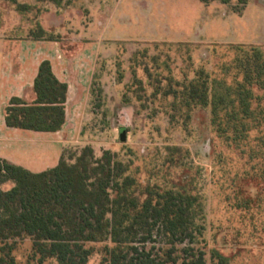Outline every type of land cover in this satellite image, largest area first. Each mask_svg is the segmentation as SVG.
<instances>
[{
    "label": "rangeland",
    "instance_id": "rangeland-1",
    "mask_svg": "<svg viewBox=\"0 0 264 264\" xmlns=\"http://www.w3.org/2000/svg\"><path fill=\"white\" fill-rule=\"evenodd\" d=\"M3 2L7 25L16 9ZM17 2L31 8L20 12L15 30L5 27L0 35L32 38L40 15L51 11L42 19L51 28L36 40L95 59L90 141L73 143L69 152L89 144L98 157L110 149L134 177L129 191L140 200L147 186L195 197L202 234L192 246L204 252L206 264H264V98L250 70L258 61L254 48L264 63V0ZM203 82L208 100L230 89L220 105L227 110L215 118L210 101H188V86ZM242 86L251 90L253 113L228 118L231 106L238 110L235 92ZM186 244L176 245L178 262ZM142 246L163 258L169 247L160 235ZM87 247L86 264H107L105 243ZM13 254L16 264H39L29 239Z\"/></svg>",
    "mask_w": 264,
    "mask_h": 264
},
{
    "label": "trees",
    "instance_id": "trees-1",
    "mask_svg": "<svg viewBox=\"0 0 264 264\" xmlns=\"http://www.w3.org/2000/svg\"><path fill=\"white\" fill-rule=\"evenodd\" d=\"M4 1L15 4L19 12L31 8L17 0ZM37 1L60 4L63 0ZM200 1L207 4L214 0ZM44 32L38 24L31 37L40 39ZM254 50L259 61L261 52L257 47ZM258 61L250 70L264 98V63ZM249 74L245 78L248 83ZM33 91L31 103L10 98L4 108L5 124L35 131L61 129L67 83L55 76L47 59L38 66ZM235 93L238 110L231 106L225 116L237 118L241 113L249 118L253 113L251 90L242 86ZM186 95L188 101L200 105L210 101L215 118L222 109L227 110L220 105L230 96V89L213 93L208 100L205 83L200 87L191 83ZM125 172L126 167L110 149H103L97 157L89 144L77 153L64 147L57 165L39 172L0 159V264H16L13 250L25 239L31 240L39 264L48 259L57 264H86L91 253L87 244L97 242L105 243L107 264H206L204 252L192 246L202 234L195 220L199 210L196 198L147 186L140 200L129 191L135 185L134 177ZM7 181L13 185L3 189L1 185ZM155 235L163 236L169 245L165 258L142 246ZM179 244L187 245L182 248L180 262L178 255L173 256Z\"/></svg>",
    "mask_w": 264,
    "mask_h": 264
},
{
    "label": "crops",
    "instance_id": "crops-1",
    "mask_svg": "<svg viewBox=\"0 0 264 264\" xmlns=\"http://www.w3.org/2000/svg\"><path fill=\"white\" fill-rule=\"evenodd\" d=\"M4 8L5 2L0 0V33L5 27L8 31L15 30L14 23L21 17L20 12L13 10L11 22L5 25ZM47 14L52 12H44L39 17L45 30L51 28L42 21ZM19 27L21 31L25 29L24 25ZM84 53L68 55L56 41L36 40L18 33L0 35V159L39 172L57 165L64 147L90 141L85 138L91 136L88 124L94 117L90 109V88L95 59L85 57ZM44 59L50 61L55 76L67 83L64 124L57 131L8 127L4 120L5 106L13 96L27 103L35 99L33 82ZM12 185L13 182L7 181L1 187L8 189Z\"/></svg>",
    "mask_w": 264,
    "mask_h": 264
},
{
    "label": "water",
    "instance_id": "water-1",
    "mask_svg": "<svg viewBox=\"0 0 264 264\" xmlns=\"http://www.w3.org/2000/svg\"><path fill=\"white\" fill-rule=\"evenodd\" d=\"M119 135H120V138H121V139H124V138H125V131H124L123 128H120V130H119Z\"/></svg>",
    "mask_w": 264,
    "mask_h": 264
}]
</instances>
